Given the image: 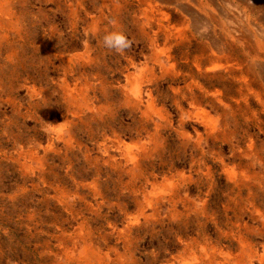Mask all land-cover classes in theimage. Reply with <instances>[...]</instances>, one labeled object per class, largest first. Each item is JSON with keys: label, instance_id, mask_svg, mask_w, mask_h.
<instances>
[{"label": "rangeland", "instance_id": "rangeland-1", "mask_svg": "<svg viewBox=\"0 0 264 264\" xmlns=\"http://www.w3.org/2000/svg\"><path fill=\"white\" fill-rule=\"evenodd\" d=\"M0 264H264V0H0Z\"/></svg>", "mask_w": 264, "mask_h": 264}, {"label": "clouds", "instance_id": "clouds-1", "mask_svg": "<svg viewBox=\"0 0 264 264\" xmlns=\"http://www.w3.org/2000/svg\"><path fill=\"white\" fill-rule=\"evenodd\" d=\"M113 25L116 23L115 20L110 21ZM88 33L85 32V36L87 37ZM86 47L88 44L87 39L83 42ZM131 41L128 39L126 34L119 30H113L110 32H106L102 37V46L109 51H114L117 54L124 53L128 48L131 47Z\"/></svg>", "mask_w": 264, "mask_h": 264}]
</instances>
